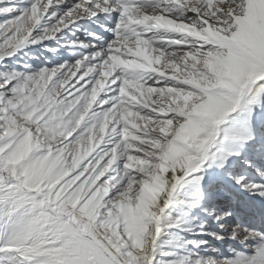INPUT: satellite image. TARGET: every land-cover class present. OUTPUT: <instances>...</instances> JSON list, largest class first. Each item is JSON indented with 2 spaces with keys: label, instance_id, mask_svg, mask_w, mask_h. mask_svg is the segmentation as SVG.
Listing matches in <instances>:
<instances>
[{
  "label": "snow or ice",
  "instance_id": "snow-or-ice-1",
  "mask_svg": "<svg viewBox=\"0 0 264 264\" xmlns=\"http://www.w3.org/2000/svg\"><path fill=\"white\" fill-rule=\"evenodd\" d=\"M0 264H264V0H0Z\"/></svg>",
  "mask_w": 264,
  "mask_h": 264
},
{
  "label": "rangeland",
  "instance_id": "rangeland-1",
  "mask_svg": "<svg viewBox=\"0 0 264 264\" xmlns=\"http://www.w3.org/2000/svg\"><path fill=\"white\" fill-rule=\"evenodd\" d=\"M153 99H155V97H153ZM231 245H224V250L227 251V249L230 247Z\"/></svg>",
  "mask_w": 264,
  "mask_h": 264
}]
</instances>
